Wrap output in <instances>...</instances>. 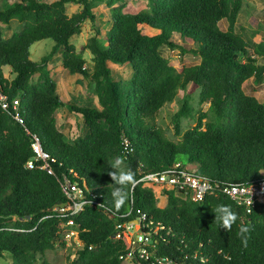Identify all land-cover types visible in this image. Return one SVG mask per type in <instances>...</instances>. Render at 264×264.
I'll use <instances>...</instances> for the list:
<instances>
[{"label": "trees", "instance_id": "obj_1", "mask_svg": "<svg viewBox=\"0 0 264 264\" xmlns=\"http://www.w3.org/2000/svg\"><path fill=\"white\" fill-rule=\"evenodd\" d=\"M95 1L104 0H20L0 9V92L9 104L18 98L23 118L20 124L11 107L0 109V258L9 255L8 264H52L37 257L65 246L59 228L71 219L82 246L69 264H123L129 248L113 239L115 227L141 219L151 244L145 247L147 259L133 253V264H264V205L246 214L221 193L195 203L164 191L167 203L159 208L154 193L137 183L144 174L176 164L178 170L221 185L264 177V102L243 90L246 81L264 78V39L249 45L235 32L242 0H147V9L138 13L113 7L122 0H105L111 26L104 43L95 33L84 45L92 55L87 69L70 39L85 21H95ZM68 4L81 10L68 16ZM12 20L20 30L5 37L1 26ZM221 20L228 23L225 31L218 26ZM174 35L191 48L175 43ZM44 39L54 42L50 52L38 63L31 61V45ZM163 47L190 53L199 63L176 69L162 56ZM59 51L69 75L93 82L100 109L61 100L48 70ZM112 64H128L130 80H115ZM185 90L187 96L198 90V105L208 108L198 109L193 126L182 133L181 120L194 118L183 98L172 115L180 139L171 141L153 120ZM60 107L81 117L87 128L83 137L70 142L58 129L54 114ZM32 136L52 174L26 168L35 157ZM117 158L134 174L130 197L120 205L109 175L117 171L112 168ZM63 178L79 188L86 202L79 215L63 217L55 210L67 201ZM220 205L237 215L231 230L216 219ZM241 226L251 229L246 247L237 235Z\"/></svg>", "mask_w": 264, "mask_h": 264}, {"label": "rangeland", "instance_id": "obj_2", "mask_svg": "<svg viewBox=\"0 0 264 264\" xmlns=\"http://www.w3.org/2000/svg\"><path fill=\"white\" fill-rule=\"evenodd\" d=\"M20 0H0V9L6 4L18 2ZM43 2H52L53 0H42ZM92 13L95 16V21H85L80 30V34L73 36L70 39V43L74 45L78 52H82L83 58L86 60L85 66L87 69L92 68V55L89 51L83 50L88 38L93 36L95 33H99V39L104 43L103 35L111 26V15L110 9L106 5V1L103 2L95 1ZM113 7L122 8L123 12L138 13L147 9V0H122L113 5ZM81 7L75 4H68L66 6V14L71 16L73 13L79 12ZM227 21L221 20L218 26L221 30L227 29ZM5 37H9L13 32L20 30L19 24L12 20L10 24L1 26ZM235 32L239 34L249 45L258 44L264 39V0H242L241 9L238 13L237 20L235 23ZM98 31V32H97ZM175 43H178L186 51L191 48L183 40L179 39L177 35L172 36ZM54 42L50 39H44L35 42L29 49L30 60L33 62H39L40 59L47 55ZM252 51V50H250ZM163 57L168 59L169 63L176 69L182 67L192 66L199 63V59L190 53L183 54L179 49H168L163 47L161 49ZM111 72L114 74L115 80H130L132 70L131 67L126 65H111ZM48 70L51 74L52 79L55 81L57 86V94L67 103H72L79 106H86L91 108L100 109L97 102V97L94 93V84L90 79H84L79 75H69L62 67V54L60 51L55 54L48 63ZM5 77L10 78V72L7 68L3 72ZM264 78L259 83H254L252 79L246 81L243 84V90L245 94L255 97L259 102H264V86H262ZM198 90L193 91L187 96L186 90L179 91L177 97L171 102L166 104L159 112L155 115L153 123L156 127L162 129L166 138L171 141H177L180 137H176L173 130L172 115L178 110L181 105L183 98L187 97L188 103L193 110V119H182L180 122V130L183 133L185 130L191 128L194 124V119L197 117L198 109L206 111L208 104L202 106L198 105ZM21 111L24 108L21 107ZM55 120L58 129L64 134L68 141H73L77 137H83L87 131L81 117L74 113H70L66 107H60L55 111ZM157 207L159 202L165 197H157ZM122 238L128 246H132V234L124 232ZM80 239L75 236L68 241H65L64 247L57 246L53 250L46 251L43 256H38V262L47 261L52 264H69L71 259L74 257L75 252L81 248ZM11 262L9 255H4L0 258V264H8ZM123 264H133L130 258L123 261Z\"/></svg>", "mask_w": 264, "mask_h": 264}, {"label": "built area", "instance_id": "obj_3", "mask_svg": "<svg viewBox=\"0 0 264 264\" xmlns=\"http://www.w3.org/2000/svg\"><path fill=\"white\" fill-rule=\"evenodd\" d=\"M262 86H264V82H262ZM8 106L11 107L13 111L14 120L23 124L18 98L12 100L9 104L7 97L0 92V109L6 110ZM32 139L31 148L35 157L27 161L25 165L26 168L44 170L48 174H52L46 163V154L43 153L39 140L36 136H32ZM39 161L42 163L39 164ZM178 169L179 164H176L172 169L162 173L144 174L137 183H140L144 188L150 189L155 197L162 196L164 191H173L180 199H187L195 203L203 201L208 195L221 193L231 199L238 207L243 208L246 214L264 205V177L257 182L248 184L221 185L220 183H212L204 178L194 176L189 172ZM61 189L67 201L55 208V210L63 217H72L82 213L86 202L82 198L79 188L74 183L63 178ZM249 201H251V203H248ZM140 220L141 219H136L135 221L124 224L118 223L115 227L116 233L113 239L124 240L122 234L125 231L132 234V246L126 244L129 248V253L124 260L127 258L132 260L131 257L135 252L140 258H148L149 253L145 247L151 244L150 236L141 231ZM59 234L64 242L70 240L74 234L78 237V226L75 225L73 220L68 219L60 224ZM90 248L91 247H89V249ZM158 263L163 264L162 260H159Z\"/></svg>", "mask_w": 264, "mask_h": 264}, {"label": "clouds", "instance_id": "obj_4", "mask_svg": "<svg viewBox=\"0 0 264 264\" xmlns=\"http://www.w3.org/2000/svg\"><path fill=\"white\" fill-rule=\"evenodd\" d=\"M123 161L117 158L112 164V168L117 171L110 172L109 175L111 179L115 182L117 187L114 188L112 195L117 205L123 204L130 197V192L128 190V185L134 180V174L131 170L123 167ZM248 203H251L249 201ZM216 219L220 222L222 228L226 230H231L232 225L237 220V215L235 212L227 206L220 205L216 209ZM250 227L241 226L238 230V238L241 239L243 245L246 247L248 239L250 237Z\"/></svg>", "mask_w": 264, "mask_h": 264}, {"label": "crops", "instance_id": "obj_5", "mask_svg": "<svg viewBox=\"0 0 264 264\" xmlns=\"http://www.w3.org/2000/svg\"><path fill=\"white\" fill-rule=\"evenodd\" d=\"M164 197V196H163ZM160 198V197H159ZM167 200L166 199H162L161 202H159V206L161 208H164L166 206Z\"/></svg>", "mask_w": 264, "mask_h": 264}, {"label": "water", "instance_id": "obj_6", "mask_svg": "<svg viewBox=\"0 0 264 264\" xmlns=\"http://www.w3.org/2000/svg\"><path fill=\"white\" fill-rule=\"evenodd\" d=\"M61 205H62V204H61ZM61 205H60V206H61Z\"/></svg>", "mask_w": 264, "mask_h": 264}]
</instances>
